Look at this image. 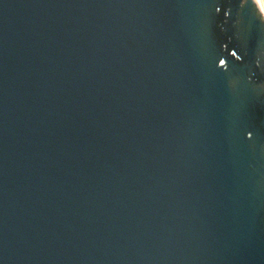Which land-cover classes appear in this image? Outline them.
I'll use <instances>...</instances> for the list:
<instances>
[{
    "label": "water",
    "instance_id": "obj_1",
    "mask_svg": "<svg viewBox=\"0 0 264 264\" xmlns=\"http://www.w3.org/2000/svg\"><path fill=\"white\" fill-rule=\"evenodd\" d=\"M0 264H264L257 0H0Z\"/></svg>",
    "mask_w": 264,
    "mask_h": 264
},
{
    "label": "bare ground",
    "instance_id": "obj_2",
    "mask_svg": "<svg viewBox=\"0 0 264 264\" xmlns=\"http://www.w3.org/2000/svg\"><path fill=\"white\" fill-rule=\"evenodd\" d=\"M261 5L262 10L264 11V0H257Z\"/></svg>",
    "mask_w": 264,
    "mask_h": 264
}]
</instances>
